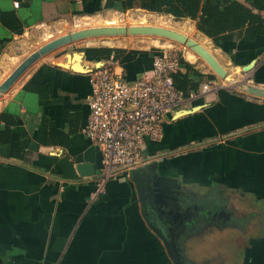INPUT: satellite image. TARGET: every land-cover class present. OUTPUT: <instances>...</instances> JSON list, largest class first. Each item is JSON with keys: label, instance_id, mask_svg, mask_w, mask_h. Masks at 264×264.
Listing matches in <instances>:
<instances>
[{"label": "crops", "instance_id": "obj_1", "mask_svg": "<svg viewBox=\"0 0 264 264\" xmlns=\"http://www.w3.org/2000/svg\"><path fill=\"white\" fill-rule=\"evenodd\" d=\"M171 8L168 0H0V85L57 37L131 22V27L180 31L207 49L229 75L247 76L248 84L264 89V37L216 44L198 30L197 20L176 18ZM85 46L43 56L0 98V115L12 118L14 135L28 139L21 157H7L0 148V264H173L147 226L129 176L109 181L94 197L99 175L81 177L77 166L94 147L85 135L91 72L114 67L134 83L152 70L154 57L175 51L216 79H205L194 98L167 114L163 139L148 143L144 152L149 161L152 156L160 161L144 166L159 165L161 175L177 179L197 194V202L208 194L228 214L224 226L188 237L187 253L196 264H264V98L226 88L185 45L109 46L125 50L116 60L88 55L106 46ZM252 62L255 68L244 71ZM211 82L217 88L202 92ZM206 202L199 203L210 205V216L220 210ZM258 212L263 217L256 220ZM244 224L247 233L241 232ZM235 229L222 239L225 248L218 255L223 258L200 243L214 230Z\"/></svg>", "mask_w": 264, "mask_h": 264}, {"label": "built area", "instance_id": "obj_2", "mask_svg": "<svg viewBox=\"0 0 264 264\" xmlns=\"http://www.w3.org/2000/svg\"><path fill=\"white\" fill-rule=\"evenodd\" d=\"M180 61L177 54L156 56L152 70L134 83L114 67L91 72L85 135L99 149L103 165L94 197L104 192L109 181L129 176L131 170L144 166L148 143H158L164 137L167 114L197 95L185 97L177 89L174 76L181 71ZM216 88L211 82L203 86L202 92Z\"/></svg>", "mask_w": 264, "mask_h": 264}, {"label": "water", "instance_id": "obj_3", "mask_svg": "<svg viewBox=\"0 0 264 264\" xmlns=\"http://www.w3.org/2000/svg\"><path fill=\"white\" fill-rule=\"evenodd\" d=\"M156 36L172 40L185 45L203 59L214 73L225 80L229 77L228 72L219 64L215 57L203 46L187 36L173 30L161 27H102L93 28L71 33L69 35L57 38L38 51L30 55L1 85L0 98L7 93L18 79L40 58L48 53L57 50L73 42L96 38V37H118V36ZM255 62L244 67V71H251L255 68ZM241 90L253 96L264 98V89L243 83L240 85ZM85 162L77 166L81 177H95L100 175L103 168L102 155L97 147H92L85 154ZM150 168V172L148 171ZM129 178L135 185L136 193L141 205V214L149 229L162 241L167 254L173 264H185L180 249L177 244L175 231L178 227L185 225L189 213L188 210L170 208L171 201L175 198L172 196L174 188H181L177 179L162 178V184H157L152 180L158 178L155 165L142 166L133 169L129 173ZM168 184L170 186H168ZM167 187H170L169 189ZM172 196V197H171Z\"/></svg>", "mask_w": 264, "mask_h": 264}, {"label": "trees", "instance_id": "obj_4", "mask_svg": "<svg viewBox=\"0 0 264 264\" xmlns=\"http://www.w3.org/2000/svg\"><path fill=\"white\" fill-rule=\"evenodd\" d=\"M168 5L172 7V13H169L172 16L197 20L198 30L216 44L232 42L237 37L254 43L258 37H264V0H168ZM124 54L125 50L108 47L88 51L90 57L104 60H109L112 55L116 60ZM180 62L186 71H179L174 81L185 97L197 93L205 79H216L214 75H204L195 70L183 59ZM13 123L8 115H0V148L7 157H21L20 154L28 147V139L13 134Z\"/></svg>", "mask_w": 264, "mask_h": 264}, {"label": "rangeland", "instance_id": "obj_5", "mask_svg": "<svg viewBox=\"0 0 264 264\" xmlns=\"http://www.w3.org/2000/svg\"><path fill=\"white\" fill-rule=\"evenodd\" d=\"M130 21H131V15H129V22ZM124 22H127V19ZM129 24H131V22ZM129 24L128 25H118V27L129 28V27H131V25H129ZM142 24H148V21H144ZM139 26H141V25H139ZM105 27H111V26L107 25ZM175 32L181 33L180 31H175ZM69 34H71V33H68V34H65V35H69ZM57 35H60V34H57ZM187 37H189V36H187ZM57 38H59V37H57ZM40 39L41 38H39V39L35 38L34 41H37V40H40ZM131 41H133V42H131ZM166 44L167 45L168 44L173 45L176 48H177V46H182V45H180V44H178V43H176L174 41H171V40H168V39H164V38L162 39V38L151 37V36L150 37H146V36H130V35H127V36H118V37H111V38H108V37H96V38L84 39V40H81V41H78V42H73V43H71V44H69L67 46H63V47L59 48L56 51H59L58 55H63V54H66V53H68V54L73 53L75 50L86 48L87 46H85V45L106 46V47H109V46H112V47H114V46L123 47L124 46L126 49H131V46L132 47H134V46L135 47H152V46L160 47V46L166 45ZM186 49H188V51L194 53L191 49H189V48H186ZM174 53L177 54V55L179 54V52H177V51H175ZM197 57H198V60H197L198 63H200L203 67H206L208 69V71H212V69L209 67V65L203 59H201L199 56H197ZM238 73H239V71H238ZM219 79H221V78H219ZM246 80H247V76H239V77H237V76H233V74H232V76L229 75V77L227 79H225V80L222 79L223 85L226 88L235 89V90H238V91L241 90V87H240L241 84L247 83ZM158 160L160 161L159 157H156V159H155L152 156L150 161H149V159H146V162L147 163L148 162L149 163H155V161H158ZM258 213H259V215H258V218L256 220L260 219V217L261 218L263 217L262 213H260V212H258ZM261 221L264 222V219H261ZM236 229L238 230L239 227H237ZM236 229L235 230H229L227 232H223V234L220 231L218 232V231L214 230V231H212L213 232L212 235L211 234H210V236L206 235V237H208V238L201 240L200 243L204 244V246L205 245L208 246V251H211V253H217V255H218L219 253H222L224 251V248H225V246L222 243L223 237H227V236L231 237L232 235L236 234L237 233ZM243 230H244L245 233H247V231L249 230L248 229V224H246V225L244 224V227H243V229H241V232ZM230 246L232 247V249L234 251L235 250V246H233L232 243L230 244ZM218 256H219V258H223V256H220V255H218ZM219 262H221V261H219Z\"/></svg>", "mask_w": 264, "mask_h": 264}, {"label": "flooded vegetation", "instance_id": "obj_6", "mask_svg": "<svg viewBox=\"0 0 264 264\" xmlns=\"http://www.w3.org/2000/svg\"><path fill=\"white\" fill-rule=\"evenodd\" d=\"M147 164V163H146ZM148 167H151V165H148ZM155 169L158 175V178L156 180H152L151 184L153 182H156L157 184H162L163 182L161 181L162 178H170L173 179L169 176L166 175H161L159 170L160 166L155 165ZM149 172L151 171L150 168L148 170ZM168 186H170L168 184ZM168 189L170 187H167ZM171 189V188H170ZM172 196L175 198L174 201H171L170 203V208L172 209H182L183 211L188 210L189 216L187 219V222L185 225H182L181 227H178V229L174 232L175 236L177 237V244L180 249V252L182 254L183 260L185 264H196L195 261L190 257V254H188V242L189 239L188 237H191L195 234L198 233H203L204 230H209V228L213 226L217 227H222L225 224L229 222V217L228 214H226L224 209L220 208L223 207L222 204H218L219 202H214L213 198H210L208 194L206 195H199L202 201H208L212 205H215L219 207L220 210H216L211 216V207L210 205H202L199 202H197V194H194L192 191L189 189H185L183 187L181 188H174L172 190ZM195 196H194V195ZM171 196V197H172ZM207 203V202H206Z\"/></svg>", "mask_w": 264, "mask_h": 264}]
</instances>
